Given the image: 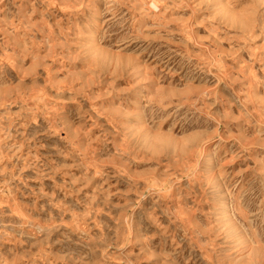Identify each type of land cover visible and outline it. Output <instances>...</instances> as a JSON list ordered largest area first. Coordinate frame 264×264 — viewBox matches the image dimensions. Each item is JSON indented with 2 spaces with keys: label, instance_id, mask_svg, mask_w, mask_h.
<instances>
[{
  "label": "rangeland",
  "instance_id": "1",
  "mask_svg": "<svg viewBox=\"0 0 264 264\" xmlns=\"http://www.w3.org/2000/svg\"><path fill=\"white\" fill-rule=\"evenodd\" d=\"M0 264H264V0H0Z\"/></svg>",
  "mask_w": 264,
  "mask_h": 264
},
{
  "label": "bare ground",
  "instance_id": "2",
  "mask_svg": "<svg viewBox=\"0 0 264 264\" xmlns=\"http://www.w3.org/2000/svg\"><path fill=\"white\" fill-rule=\"evenodd\" d=\"M149 4V3H148ZM154 8V7H153ZM206 146L204 145L203 150H205Z\"/></svg>",
  "mask_w": 264,
  "mask_h": 264
}]
</instances>
